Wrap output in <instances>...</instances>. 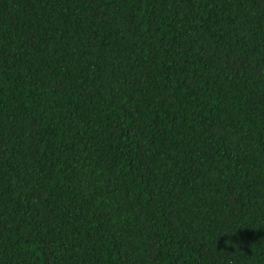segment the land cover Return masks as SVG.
Masks as SVG:
<instances>
[{"label":"trees","instance_id":"1","mask_svg":"<svg viewBox=\"0 0 264 264\" xmlns=\"http://www.w3.org/2000/svg\"><path fill=\"white\" fill-rule=\"evenodd\" d=\"M0 264H264V0H0Z\"/></svg>","mask_w":264,"mask_h":264}]
</instances>
